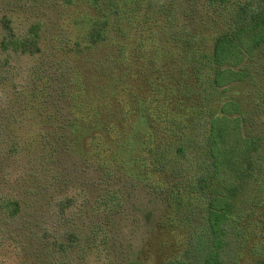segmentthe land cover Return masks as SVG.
<instances>
[{"label": "trees", "instance_id": "trees-1", "mask_svg": "<svg viewBox=\"0 0 264 264\" xmlns=\"http://www.w3.org/2000/svg\"><path fill=\"white\" fill-rule=\"evenodd\" d=\"M54 1L72 17L49 40L48 16L0 0V264H75L77 235L52 245L40 207L63 157L110 184L71 226L98 264H264V0ZM24 59L48 66L19 82ZM119 176L161 209L125 263L108 254Z\"/></svg>", "mask_w": 264, "mask_h": 264}, {"label": "rangeland", "instance_id": "rangeland-1", "mask_svg": "<svg viewBox=\"0 0 264 264\" xmlns=\"http://www.w3.org/2000/svg\"><path fill=\"white\" fill-rule=\"evenodd\" d=\"M7 1L12 3L14 8L22 10L24 15L39 14L43 16L44 19H46V16H48L52 21L46 31V36L49 40L52 39L55 32H58L63 23L60 26L57 24L62 19L64 21L66 18H68L70 21V18L72 17V12H67L62 6L57 5L54 0ZM28 3L33 4L34 7H27ZM22 4L27 5L25 7ZM38 61L39 60L36 62ZM36 62H29L28 59L21 61L19 65V82H21L23 78V82L25 83V80H27V71L31 68L40 67L43 70V67L46 68L48 66L43 64L44 62H41L37 64L42 66L32 67L36 64ZM45 70L51 75L54 74L52 76L51 82L53 85V90L55 87V92L52 93L53 102H59L62 104L60 98L64 91L59 90L55 84L56 80L54 79V76L62 75L63 71L55 64H51L49 69ZM60 106L61 112H65L64 115H66L67 110L65 109L64 105ZM61 126L63 129L64 125L61 124ZM92 166L93 165L87 166L86 163L82 164L80 160L72 159L70 157H63L54 163L53 171L57 177L60 176L63 187H61L59 191H55L54 186H51L49 189V195H45L47 203L41 204L40 206L41 209H47H43L42 213L44 214L45 219H47L45 224L48 226V232L50 236L49 242L52 245H55V240L65 237L64 234L68 229L71 230L73 234L77 235V238H79L78 234H81L79 232H81L82 229L77 232L74 231L71 226L74 225L75 228H78L79 230V225H81V223H87V221H90L89 219L93 218L89 213L86 212L85 208L88 206H96L98 195L104 192L101 191V188L105 185H110L103 181L104 178L99 171L94 172V168L92 170L89 169V167ZM37 173L41 174L39 171H37ZM112 179L113 182L111 186L119 189L123 193L125 200L121 212L116 211L117 214H112V217H116V220L112 219L108 222V234L110 239V249L108 254L114 256V259L117 261L125 263L127 260H129V258L133 257L138 249L141 248L148 234V229L151 225L145 218L146 212H148V210H152L155 214L154 218H157L158 214L161 212V209L156 203L150 204L148 202V191L144 187L140 185L135 187V184L132 181L125 183L124 177L122 176ZM57 194H61V196L64 195L65 202L62 206H59V200L61 197H57ZM96 219V222H98L99 218L96 217ZM96 222H88L89 224H87V226H90ZM69 235H66V237ZM67 239L70 241L68 244L69 258L72 261L71 258L74 257L75 264H79L78 262H80V264H98L100 262L99 260L101 253L100 249L96 248V245L93 247V250H89L87 252L86 250L80 248L78 244L80 238L77 241L76 239L73 240L74 242L71 241L70 238ZM100 241L101 238L99 237V240L97 241L98 245L100 244ZM150 264H155V262Z\"/></svg>", "mask_w": 264, "mask_h": 264}]
</instances>
